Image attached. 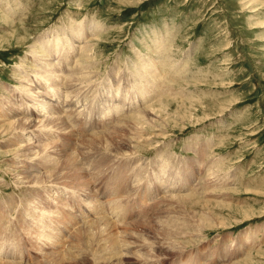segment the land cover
<instances>
[{"label": "rangeland", "instance_id": "rangeland-1", "mask_svg": "<svg viewBox=\"0 0 264 264\" xmlns=\"http://www.w3.org/2000/svg\"><path fill=\"white\" fill-rule=\"evenodd\" d=\"M0 228L12 264H264V0H0Z\"/></svg>", "mask_w": 264, "mask_h": 264}, {"label": "bare ground", "instance_id": "bare-ground-1", "mask_svg": "<svg viewBox=\"0 0 264 264\" xmlns=\"http://www.w3.org/2000/svg\"><path fill=\"white\" fill-rule=\"evenodd\" d=\"M85 50L87 49V48H84ZM36 56H37V51L35 50L34 52H33ZM61 54V53H60ZM42 57H44V59H46L45 57H49V55L47 56H42ZM150 61V60H149ZM46 62V60L44 61V63ZM50 61L49 60H47V62H46V64H48V65H44L45 67H47V68H49V71L52 73L51 75H49V76H45V78H46V82L48 83V82H52L53 83V80H55V79H52L54 76H55V73H54V70H55V63H49ZM146 62V61H145ZM148 62H146V63H144L143 64V66L141 67L142 69H144V72L146 71H148L147 69L148 68H151L152 67V65H153V67H154V65H155V63L156 62H153V61H150L148 64H147ZM163 67V66H162ZM85 68V67H84ZM137 69L139 70L140 69V67H137ZM146 69V70H145ZM84 71V70H83ZM91 72V71H90ZM156 72V70L154 71H152V72H150V73H146L145 74V76H142L141 77V79H140V83H138V85L139 84H141V83H145V84H147V85H152L153 84V82H154V79L155 80H157V79H159V81H161V78H162V76L161 77H159L158 78V75H156V74H154ZM166 72V71H165ZM141 73V72H140ZM87 74V73H86ZM85 74V75H86ZM165 74V73H164ZM88 75V74H87ZM89 76V75H88ZM56 77V76H55ZM85 78H84V80L82 79V74L80 73L79 74V81H81V82H83V81H85V83H86V77L87 76H84ZM156 77H157V79H156ZM59 78L61 79V76H60V74H59ZM165 78V80H167L166 79V77H164ZM163 78V79H164ZM71 79V78H70ZM69 79V80H70ZM72 80V79H71ZM73 81H75V80H73ZM145 81V82H144ZM156 82V81H155ZM73 83V82H72ZM84 83V82H83ZM161 83V82H160ZM166 83V82H165ZM54 84V83H53ZM58 85V84H57ZM57 85H52L51 87H50V91H55V87L57 86ZM79 86V85H78ZM86 86V85H85ZM135 86V85H134ZM134 86H132L133 87V89H136L138 92H139V96L138 97H140L141 96V94L143 95L144 94V99H145V97H146V95L147 94H149V96H150V94H151V96L150 97H152V96H155V95H157L158 93H161V94H158V96L160 97V96H163V92L161 91L162 90V88H164L165 86H163V84L162 85H159L158 87H157V89H156V91L154 90V89H151L150 87H148V86H143V87H140V88H138V87H136L135 86V88H134ZM138 88V89H137ZM153 88V87H152ZM167 88V87H166ZM159 89V90H158ZM28 90V89H27ZM83 90V89H82ZM118 90V89H117ZM117 90L115 91H113V93H112V96L110 97V101L112 102V104H111V106L109 107V108H113L111 111H106V109L104 110V112H102L101 114H99V115H97L95 112H92L91 113V116H89L88 118L89 119H92V117H94V118H97L98 117V119H99V123H98V125L100 126V125H102L105 121V119L104 118H102V117H106V119H107V116L110 114V113H117L118 111H123L122 110V108H123V106H122V104L123 103H125V102H122L121 100H119V102H116L115 103V101H114V99L116 100H118V98L119 97H121V96H119V95H117ZM158 90V91H157ZM76 91H78L77 89H76ZM131 91V90H130ZM82 92V91H81ZM80 92V93H81ZM84 92V91H83ZM82 92V93H83ZM27 94V96H29V98L32 100V102L33 101H36V99H38L39 97H38V95H39V93L37 92L36 93V96H34V95H32L33 93L31 92V90L29 89L28 90V92L26 93ZM25 94V95H26ZM77 94V93H76ZM84 94H86L85 92H84ZM67 95H68V93H67ZM81 95V94H80ZM83 95V94H82ZM178 96V95H177ZM68 97V96H67ZM74 98V97H73ZM73 98H71V99H73ZM75 98L77 99H75V102H74V104L75 105H78L79 103H81L82 102V99L80 100V96L77 94V95H75ZM137 98V97H136ZM154 98V97H153ZM147 99V98H146ZM145 99V100H146ZM136 100V99H135ZM163 100V98L162 99H160L154 106H148V107H146V110H144L142 113L141 112H139V114L138 115H135V116H133V118H134V122H133V125H134V128H133V126H132V128L133 129H135V128H137V129H139V127L141 128V129H143V127H144V125H146V124H148V120L150 119L149 118V115L151 114V113H153L152 111H155V108L154 107H156V106H158V107H160L162 110L164 109V107H165V103H167V102H164V101H162ZM88 101V100H87ZM101 101V100H100ZM100 101H98V103H101V104H103V102H100ZM136 103H137V101H136ZM145 103V106H147L148 104H149V101H147V102H144ZM72 105V106H75V105ZM36 107H35V109L36 110H38L39 112H41V113H39L40 114V116H42V118L43 117H45L44 119H42V120H44V121H48L50 124H52V123H62V124H64L65 125V122H64V120H63V118L60 116V117H57V111L53 108V105H52V103H47V102H45V101H39V102H36ZM103 105H105V102H104V104ZM113 105H116V106H113ZM85 106V105H84ZM78 107V106H77ZM115 108L117 109V112H115ZM73 110V109H72ZM77 110V109H76ZM142 110V109H141ZM152 110V111H151ZM101 110H98V113L100 112ZM103 111V110H102ZM156 113L158 112V111H155ZM73 113V112H72ZM78 113H79V111H78ZM78 113H76V116L78 115ZM124 113V112H123ZM141 113V114H140ZM47 115V116H46ZM87 115H89L88 113H87ZM76 116H75V114H69L67 117H68V119H70V117L72 118V117H75L76 118ZM82 116V115H81ZM84 116V115H83ZM78 117V116H77ZM74 118V119H75ZM80 118V117H79ZM149 118V119H148ZM78 119V118H77ZM81 119V118H80ZM71 120V119H70ZM83 120V119H82ZM102 120V121H101ZM28 120H26V122H27ZM73 121V120H72ZM76 121V120H75ZM108 121V120H107ZM119 121L121 122V120L119 119ZM128 121V120H127ZM127 121H125V123L124 122H122V123H124V124H126V125H128L129 123H127ZM43 122V121H42ZM82 122V121H81ZM156 122V121H155ZM10 125H9V129L8 130H10V131H13V130H16V129H18V128H21L22 129V131H23V133L26 131V129H24L23 128V124H16V121L14 120V121H9L8 122ZM67 123V122H66ZM69 123V122H68ZM70 123H72L71 121H70ZM119 123V122H118ZM86 124H89V125H92L93 126V124H91V121H89V120H86ZM84 125V124H83ZM122 124H120L119 126H121ZM55 126V125H54ZM45 127H47V126H45ZM83 127V126H82ZM88 127V126H87ZM90 127V126H89ZM20 129V130H21ZM119 129V128H118ZM82 130H84L83 128H82ZM92 130V129H91ZM136 130V129H135ZM140 130V129H139ZM133 131V130H132ZM93 133V132H92ZM98 133H100V132H98ZM88 133L86 132V135H87ZM89 136V135H88ZM93 136V135H92ZM94 139H97L98 140V137H99V140L102 138V136L101 135H95V133H94ZM107 137H109V135H106ZM88 138V137H87ZM93 138V137H92ZM94 139H92V141L94 140ZM21 140V139H20ZM90 140V139H89ZM29 141H31L30 139L28 140V142ZM85 141V140H84ZM88 141V140H87ZM27 142V143H28ZM96 142V140L94 141V143ZM97 142H99V141H97ZM96 142V143H97ZM105 142V141H104ZM109 142V141H108ZM55 143V142H54ZM89 143H90V141H89ZM110 143V142H109ZM101 144V143H100ZM44 145V144H43ZM55 144H52V146H54ZM84 145V144H83ZM92 145H94V144H92ZM92 145H89V146H92ZM98 145H99V143H98ZM97 145V146H98ZM109 145V144H108ZM22 147H27V146H30V143L29 144H25V145H21ZM49 146L50 145H48L47 144V146H44L43 147V150H42V152L43 153H45V152H48V148H49ZM68 147V146H67ZM85 147V146H84ZM94 146H92V148H93ZM109 147H110V145H109ZM55 148V147H54ZM86 148H87V146H86ZM86 148H84V149H86ZM89 148V147H88ZM95 149V148H94ZM90 151H92L91 149H89ZM74 154V153H73ZM163 154H165V153H163ZM50 155V154H49ZM71 155H72V153H71ZM166 155V154H165ZM169 155V154H168ZM74 156V155H73ZM88 156V155H87ZM47 157H48V154H47ZM70 157V156H69ZM76 157V156H75ZM79 158V157H78ZM174 158V157H173ZM71 159V158H70ZM73 159V158H72ZM71 159V160H72ZM76 159V158H75ZM169 159H171V158H169ZM105 160V159H104ZM79 161V160H78ZM131 162V161H130ZM180 162V161H179ZM70 163H75L73 160L72 161H69V164ZM77 163H79V162H77ZM166 163V162H165ZM57 164H58V162H57ZM56 164V165H57ZM68 164V165H69ZM76 164V163H75ZM99 164V163H98ZM97 164V165H98ZM169 164V163H168ZM180 164V163H179ZM182 164V163H181ZM44 165V164H43ZM72 165H74V164H72ZM72 165H69L68 166V168L67 169H69L70 168V166L72 167ZM80 165V164H79ZM173 165V164H172ZM177 165V164H176ZM77 166H78V164H77ZM84 166V165H83ZM95 166V165H94ZM133 166V165H132ZM164 166V165H163ZM169 166V165H168ZM167 166V167H168ZM79 167V166H78ZM107 167V166H106ZM128 167V166H127ZM139 167V166H138ZM58 168H60V167H58ZM75 168V167H74ZM77 168V167H76ZM81 168V167H80ZM105 168V167H104ZM135 168V167H134ZM172 168V167H171ZM79 169V168H78ZM169 169V168H168ZM167 169V170H168ZM173 169V168H172ZM57 170V169H56ZM81 170V169H80ZM135 170V169H134ZM144 170V169H143ZM63 171V170H62ZM67 171V170H66ZM78 171V170H77ZM84 171H86L85 169H84ZM132 171H133V168H132ZM163 171H165V170H163ZM54 172V171H53ZM64 172V171H63ZM82 172V171H81ZM103 172V171H102ZM142 172V171H141ZM180 172V171H179ZM212 172V171H211ZM61 173V172H60ZM68 173V172H67ZM137 173V172H136ZM140 173V172H139ZM138 173V174H139ZM84 174H86V173H84ZM132 174V173H131ZM204 174V173H203ZM48 175L50 176V174L48 173ZM54 175H56V174H54ZM61 175V174H60ZM71 175V174H70ZM69 175V176H70ZM51 176H52V174H51ZM99 176V175H98ZM76 177H77V175H76ZM84 177V176H83ZM51 178V177H50ZM95 178V177H94ZM125 178H128L127 176L125 177ZM175 178V177H174ZM22 179H25V178H22ZM150 179V178H149ZM171 179V178H170ZM201 179H203V178H201ZM21 180V179H20ZM37 180H39V182H41V184L44 182V179H42V178H38ZM53 180V179H52ZM147 180V179H146ZM169 180V179H168ZM35 181H36V179H35ZM56 181V180H55ZM83 181V180H82ZM151 181V180H150ZM177 181V180H176ZM25 182V181H24ZM23 182V183H24ZM38 182V183H39ZM77 182H79V181H77ZM87 182V181H86ZM168 182V181H167ZM205 182V181H204ZM26 183V182H25ZM91 183V182H90ZM127 183V182H126ZM115 184V183H114ZM82 185V184H81ZM126 185V184H125ZM85 186V185H84ZM118 186V185H117ZM138 186V185H137ZM162 186V185H161ZM164 186V185H163ZM210 186V185H209ZM126 187H128V185H126ZM162 188V187H161ZM197 188V187H196ZM195 188V189H196ZM124 189V188H123ZM193 189V188H192ZM194 189V190H195ZM87 190H88V188H87ZM137 190V189H136ZM81 191V190H80ZM84 191V190H83ZM192 191V190H191ZM193 194V193H192ZM191 194V195H192ZM158 195V194H157ZM187 195H189V194H187ZM194 195V194H193ZM184 196V195H183ZM182 195L181 196H179V200H180V198L183 200L184 199V197H183ZM169 197V196H168ZM178 197V196H177ZM176 197V198H177ZM187 198H189L188 196H186ZM185 197V198H186ZM191 197V196H190ZM193 197V196H192ZM169 198H171V197H169ZM173 199V198H172ZM161 200V199H160ZM171 200V199H170ZM181 200V201H182ZM186 200V199H185ZM167 201V200H166ZM31 202V201H30ZM156 205H157V203H156ZM102 206V205H101ZM100 207V206H99ZM114 207V206H113ZM117 207V206H116ZM115 208V207H114ZM151 215V214H150ZM101 218V220H102V218L103 217H100ZM148 218V217H147ZM9 219V218H8ZM107 219V218H106ZM105 218H104V220H106ZM110 219V218H109ZM4 220V219H3ZM96 221H98L99 223H100V221H99V219H97ZM110 222L112 221V220H109ZM139 221V220H138ZM4 222L5 221H3L2 223L4 224ZM12 222V221H11ZM93 222H94V220H93ZM98 222H96V223H98ZM122 222V221H121ZM6 223V222H5ZM8 223H10V222H8ZM95 223V222H94ZM94 223L92 224V226H94ZM95 223V224H96ZM98 223V224H99ZM107 223V222H106ZM117 223V222H116ZM11 224H13V223H11ZM91 224V223H90ZM98 224H97V226L96 227H98ZM104 224V223H103ZM111 224V227H112V222L110 223ZM118 224H119V222H118ZM121 224V223H120ZM6 226H7V224H5ZM122 225H124V224H122ZM121 225V226H122ZM127 224H125L124 226H126ZM2 226V225H1ZM91 226V227H92ZM100 226V225H99ZM101 226H102V224H101ZM100 226V227H101ZM116 226H117V228H119L120 226L119 225H117L116 224ZM115 226V227H116ZM119 226V227H118ZM132 226V225H131ZM85 227V226H84ZM90 227V226H89ZM108 227V226H107ZM106 227V228H107ZM123 227V226H122ZM14 228V227H13ZM20 228V227H19ZM40 228V227H39ZM99 228V227H98ZM127 228V227H126ZM135 228V227H134ZM94 229V228H93ZM92 229V230H93ZM100 229H105V228H100ZM111 229V228H110ZM113 229V228H112ZM111 229V230H112ZM123 229V228H122ZM121 229V230H122ZM129 229V228H128ZM0 230H1V228H0ZM3 230V229H2ZM90 230V229H89ZM108 231H109V229H107ZM117 230V229H116ZM135 230H137V229H135ZM83 231V230H82ZM94 231V233L97 231V230H93ZM92 231V232H93ZM101 231V230H100ZM113 231V230H112ZM120 231V230H119ZM2 232V231H1ZM106 232V231H105ZM104 232V233H105ZM111 232V231H110ZM5 233V232H4ZM86 233V232H85ZM88 233H90V232H88ZM98 233V232H97ZM107 233V232H106ZM120 233H121V231H120ZM83 234V233H82ZM117 235H119L118 233H116ZM122 234V233H121ZM91 235V234H90ZM89 235V236H90ZM92 235H94V234H92ZM99 235V234H98ZM116 235V236H117ZM87 236H88V234H87ZM123 236V235H122ZM45 237V236H44ZM48 238L49 237H51V236H47ZM111 237V241L109 242V240H108V238H107V240H106V242L105 243H108L109 245H110V247H109V250H110V248H111V252L112 251H115V252H117V250H115L116 249V246H118V241H116L115 240V237H112V236H110ZM80 238V237H79ZM85 238H86V236H85ZM102 238V237H101ZM127 238V237H126ZM82 239H83V237H82ZM119 239V238H118ZM123 239H125V238H123ZM67 241H68V239H67ZM66 242V241H65ZM80 242H81V240H80ZM103 242V241H102ZM122 242V241H121ZM130 242V241H129ZM62 243V242H61ZM44 244V243H43ZM58 244V242H55L54 243V245L53 246H59V244ZM64 244V243H63ZM78 244V243H77ZM83 244V243H82ZM109 245H106V247L107 246H109ZM123 245V244H122ZM128 245V244H127ZM71 246V245H70ZM46 247V246H45ZM61 247L63 248V246L61 245ZM66 247V246H65ZM64 247V248H65ZM72 247V249H73V246H71ZM80 247V246H79ZM78 247V248H79ZM122 247V250H123V248L125 247V245H124V247L123 246H121ZM129 247V246H128ZM13 248V247H12ZM60 248V247H59ZM59 248H58V250H59ZM63 248V249H64ZM70 248V247H69ZM71 249V250H72ZM68 250V249H67ZM70 250V249H69ZM68 250V251H69ZM80 251H82L81 249H79ZM73 251V250H72ZM79 251V252H80ZM26 252V251H25ZM74 252H76L75 250H74ZM84 252V251H83ZM119 252V251H118ZM63 253V252H62ZM4 249H0V264H12L13 262L11 261H9V260H5V259H3L4 258ZM72 254V253H71ZM84 254V253H83ZM114 254V253H113ZM124 255V254H123ZM121 256V255H120ZM16 257V256H15ZM62 257H63V254H62ZM72 257V256H71ZM113 257V256H112ZM114 257H116V256H114ZM113 257V258H114ZM9 258V257H8ZM119 258V257H118ZM103 259V258H102ZM102 259H101V261H102ZM119 259H121V258H119ZM62 260H63V258H62ZM100 261V262H101ZM117 261H119V260H117ZM22 262V261H21ZM97 262V261H96ZM17 264V263H16ZM117 264H118V262H117ZM190 264V263H189Z\"/></svg>", "mask_w": 264, "mask_h": 264}]
</instances>
